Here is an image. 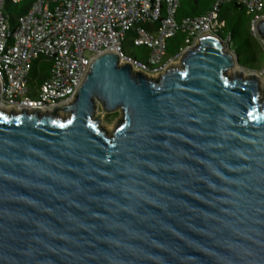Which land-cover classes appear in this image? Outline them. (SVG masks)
<instances>
[{"label": "water", "instance_id": "95a60500", "mask_svg": "<svg viewBox=\"0 0 264 264\" xmlns=\"http://www.w3.org/2000/svg\"><path fill=\"white\" fill-rule=\"evenodd\" d=\"M245 70L203 36L158 78L106 52L69 105L0 107V264H264V81Z\"/></svg>", "mask_w": 264, "mask_h": 264}, {"label": "built area", "instance_id": "2783aa9c", "mask_svg": "<svg viewBox=\"0 0 264 264\" xmlns=\"http://www.w3.org/2000/svg\"><path fill=\"white\" fill-rule=\"evenodd\" d=\"M24 1L0 0V107L16 112L52 113L69 105L94 58L102 53L123 54L133 58L136 71L162 74L201 37L219 35L224 26L219 12L225 3L248 8L256 36L257 24L264 19V0H215L207 13L180 22V0H29V10L11 29L4 8ZM131 30L133 45L149 52L145 61L125 52ZM179 33L186 36L185 46L168 57L167 41ZM222 38L232 49L231 33ZM38 59L50 63L51 76L37 87L29 78Z\"/></svg>", "mask_w": 264, "mask_h": 264}, {"label": "trees", "instance_id": "16d2710c", "mask_svg": "<svg viewBox=\"0 0 264 264\" xmlns=\"http://www.w3.org/2000/svg\"><path fill=\"white\" fill-rule=\"evenodd\" d=\"M214 2L215 0H180L176 20L180 22L188 17L201 16L210 10ZM29 8V0L19 4L9 3L5 6L4 12L9 17L8 23L11 29L16 27L18 18L25 14ZM219 17L224 22V26L218 33L222 37L226 33H231L232 49L238 55L240 65L251 71L261 70L264 66V44L251 30L253 14L241 3L228 2L221 5ZM146 27L151 28L149 25ZM134 36L135 31L127 32L126 43L130 41L133 44L132 38ZM185 38L184 34L179 33L167 41L168 57L176 55L185 46ZM137 48L141 51V58L148 56L149 52L146 48ZM129 54L138 57L132 53ZM50 69V63L42 59L35 61L30 71L29 84L37 87L42 85L51 76Z\"/></svg>", "mask_w": 264, "mask_h": 264}, {"label": "rangeland", "instance_id": "374dc122", "mask_svg": "<svg viewBox=\"0 0 264 264\" xmlns=\"http://www.w3.org/2000/svg\"><path fill=\"white\" fill-rule=\"evenodd\" d=\"M125 52L127 53H132L134 55H137L138 59L140 60H143L145 61L146 60V57L145 58H141L142 54H141V51L139 48L135 47L130 41H128L126 44H125ZM180 65V62H176L174 65L170 66V67H179ZM238 68L240 70H244L242 67L238 66ZM232 71H229L228 72V75L230 77H232L235 73H232ZM246 73H255L257 74L262 81H264V66L261 70H254V71H250V70H245ZM160 74H150V77H153V78H158ZM97 118H99L100 120V125L103 126V128L108 132V133H111L113 132V128H114V124L121 118V114L120 112H117L116 113V116H114V114H104L102 113L101 111V108L99 107V111L97 112Z\"/></svg>", "mask_w": 264, "mask_h": 264}, {"label": "bare ground", "instance_id": "6f19581e", "mask_svg": "<svg viewBox=\"0 0 264 264\" xmlns=\"http://www.w3.org/2000/svg\"><path fill=\"white\" fill-rule=\"evenodd\" d=\"M242 72H243L242 70H240L238 67H236V68H234L232 73L239 74V73H242Z\"/></svg>", "mask_w": 264, "mask_h": 264}]
</instances>
